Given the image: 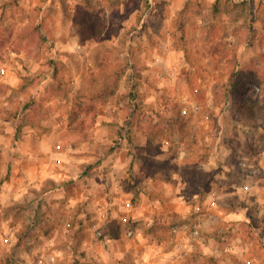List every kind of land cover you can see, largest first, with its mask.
I'll return each instance as SVG.
<instances>
[{"label":"rangeland","instance_id":"rangeland-1","mask_svg":"<svg viewBox=\"0 0 264 264\" xmlns=\"http://www.w3.org/2000/svg\"><path fill=\"white\" fill-rule=\"evenodd\" d=\"M79 47L100 63L97 92L110 73L115 102L123 94L155 140L171 139L132 147L135 159L214 180L187 223L209 248L183 262L264 264V0H0V60H40L27 69L36 82L55 68L48 97L75 93L77 74L86 78ZM141 88L156 92V105L145 108ZM73 195L49 182L0 203V264H86L97 239L127 236L130 219L111 227V213Z\"/></svg>","mask_w":264,"mask_h":264},{"label":"crops","instance_id":"crops-1","mask_svg":"<svg viewBox=\"0 0 264 264\" xmlns=\"http://www.w3.org/2000/svg\"><path fill=\"white\" fill-rule=\"evenodd\" d=\"M80 49L75 52L86 66V78L77 74L72 82L77 89L66 97L47 96L55 68L36 82L27 69L36 70L40 60L24 52L19 54L22 61L0 60V203L18 201L50 182L59 189L72 188V198L88 201L92 210L111 213L116 218H110L111 227L118 219H130L133 236L105 234L92 243L86 264H186L184 256L194 248L206 253L205 239H192L185 225L197 209H204L212 194L205 187L213 178L193 181L182 168L154 167L145 156L135 159L132 147L165 148L171 139L155 140L143 125L146 119L134 117L123 94L118 102L112 89L97 95L100 63L88 61ZM141 92L145 108L156 105L152 88ZM114 145L117 153L103 154Z\"/></svg>","mask_w":264,"mask_h":264},{"label":"built area","instance_id":"built-area-1","mask_svg":"<svg viewBox=\"0 0 264 264\" xmlns=\"http://www.w3.org/2000/svg\"><path fill=\"white\" fill-rule=\"evenodd\" d=\"M253 87L255 88V90L258 89L257 85H253ZM213 203H214V201H212V204H213ZM185 228H187V229L189 230L190 234H191L194 238H198V237H200V235H201V231H200V228H199V226H198L197 224H194V225H191V226H190V225H185ZM174 230H176V229H174ZM126 234H127L128 237L133 236V234H134V229H133L131 226H129V228L127 229Z\"/></svg>","mask_w":264,"mask_h":264},{"label":"trees","instance_id":"trees-1","mask_svg":"<svg viewBox=\"0 0 264 264\" xmlns=\"http://www.w3.org/2000/svg\"><path fill=\"white\" fill-rule=\"evenodd\" d=\"M55 72H57V71H55ZM54 77H56V73H55V76ZM109 77H110V73H106V82L104 83L105 85H103L104 86V89H102V90H100L99 92H97V95H104L105 93H106V91L108 90V86H109ZM110 89V88H109ZM240 100L242 101V102H247L248 100H250V98L248 97V96H244L243 94H241V92H240ZM242 104H244V103H242ZM131 164H130V168H131Z\"/></svg>","mask_w":264,"mask_h":264}]
</instances>
